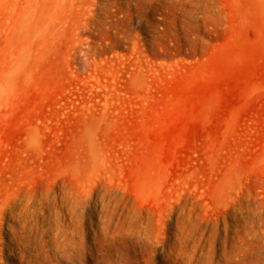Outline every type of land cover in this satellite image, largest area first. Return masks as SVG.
I'll return each instance as SVG.
<instances>
[{
  "label": "rangeland",
  "instance_id": "1",
  "mask_svg": "<svg viewBox=\"0 0 264 264\" xmlns=\"http://www.w3.org/2000/svg\"><path fill=\"white\" fill-rule=\"evenodd\" d=\"M0 264H264V0H0Z\"/></svg>",
  "mask_w": 264,
  "mask_h": 264
}]
</instances>
